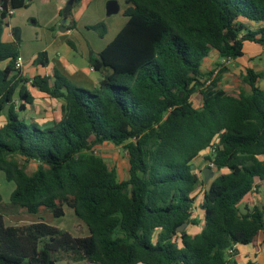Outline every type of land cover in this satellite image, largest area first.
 I'll use <instances>...</instances> for the list:
<instances>
[{
    "label": "trees",
    "instance_id": "16d2710c",
    "mask_svg": "<svg viewBox=\"0 0 264 264\" xmlns=\"http://www.w3.org/2000/svg\"><path fill=\"white\" fill-rule=\"evenodd\" d=\"M32 1L0 0V118L7 111L0 171L15 184L10 205L17 212L49 210L60 218L69 207L90 235L76 237L44 219L9 225L0 212V264H58L61 258L239 264L237 246L257 247L264 234V204L241 208L264 190V73L248 70L251 93L233 94L218 81L207 84L212 73L205 74L202 63L213 51L235 59L246 42L264 45V0H127L124 28L90 55V65L104 74L95 89L74 84L58 69L52 76H20L21 41L5 42L3 33L10 12ZM81 1L70 0L61 13L72 28ZM89 28L106 29L103 23ZM35 63L47 65V53ZM29 84L66 101L61 120L43 127L21 117L35 100ZM196 93L200 107L193 104ZM215 141L217 169L229 172L204 194L202 231L180 232L198 223L193 208L203 181L194 161ZM105 143L128 155L126 179L95 152ZM31 162L39 163L33 173L27 171Z\"/></svg>",
    "mask_w": 264,
    "mask_h": 264
},
{
    "label": "crops",
    "instance_id": "0c3cea01",
    "mask_svg": "<svg viewBox=\"0 0 264 264\" xmlns=\"http://www.w3.org/2000/svg\"><path fill=\"white\" fill-rule=\"evenodd\" d=\"M36 1L37 0H33L30 6L27 8L17 10L19 12V16H16V19H11L10 25L5 28L3 33V40L5 42L21 41L22 49L20 51V56L24 60V65L20 70H18L20 76L30 79L38 75L52 76L53 71L55 69H58L65 77H67L71 82L76 85L88 89L98 88L100 81L104 77V74L100 71L95 70L90 65V55L91 53L98 54L103 51L107 47V45L112 42L113 38L115 39L119 32L124 28L128 21V18L126 17L127 20L123 19V21H115L113 19L110 22L106 21V25L109 27V31H107V33L109 34H106V36L100 40L96 38V36L89 35L92 36L93 41H88V34L82 32V28L86 27L89 30L88 33H92L89 27L103 22L104 15H100L98 19L99 21H97L96 16L84 19V10L81 4L86 0L79 2L73 9V18L75 19L77 25L76 28L71 27V19H64L63 17L62 19L64 20L62 22L59 21L58 24L55 23L59 16H61L63 10L68 7L70 0H43L44 4H40V2H37V5H42L41 8L44 13H42L41 15L39 9L36 15L38 21L34 22V27L28 26L27 22H25V17L28 16L27 14L29 10L23 9H29L30 7H32V4H34ZM118 4L120 8L118 13H121V15L122 13L124 14L126 9L130 6V4L128 3L126 8L122 9L120 3ZM17 11H15V15H17ZM41 16L45 19V22H43L44 28H41L40 25ZM81 22L83 23L81 24ZM54 25H59L60 30L53 32L50 31V28L55 27ZM112 25L114 26L113 36L111 35L113 33L110 32ZM16 28L19 29L16 30ZM34 33L40 34L41 42L36 53H34L35 51H32L30 55H27L24 52L23 46H25L26 44L32 45V43H34V41L31 40L32 37H35L31 36ZM78 33L80 34L81 38L76 37ZM75 38L78 44H76V42L74 41ZM69 41H71L73 45H71ZM41 52L47 53L48 64L45 66L35 63L39 53ZM222 60L223 57H221L218 51H213L207 58L204 59L202 63V71L205 74L212 73L211 78L207 81V84L215 80L218 81V86L220 88L225 89L230 93H251V88L245 83L244 79L246 78L248 70L250 69L254 70L256 73H264V46L257 43L246 42L243 48V55L241 57L233 59L228 65H222ZM259 85L261 88H264V79L259 80ZM28 90L33 95L35 100L32 105H29L27 107L25 112H29L33 106L40 105L37 100L39 96L45 98L48 97L53 101L60 100L51 98L48 94L43 93L39 91V89L31 86V84L28 85ZM34 121L37 122L36 120ZM57 121L54 120L53 124ZM209 152L210 149L203 151L200 156L195 159V166L201 165L202 158ZM208 168L203 167L202 172L197 173L202 179L203 184L195 192L196 201L194 204V218L198 221V223L192 224L187 227V231L190 234L200 233L205 225V213L202 206L204 203V194L208 189L209 184L212 183V181L220 173L229 172V170L226 168L221 169L220 171L213 169L208 170ZM3 202L4 201H2V203L0 202V207L4 206ZM21 216V213L19 214L16 212L6 215V222L9 225H23L30 223L25 221H19L21 219ZM190 227H194L195 232H190ZM252 247L253 246H237L238 254L236 255L235 259L239 262V264H242V255H245L246 253L250 255L248 262L251 261L254 264H261L258 262L257 258H254V255H259L257 254L254 248L252 249Z\"/></svg>",
    "mask_w": 264,
    "mask_h": 264
},
{
    "label": "rangeland",
    "instance_id": "374dc122",
    "mask_svg": "<svg viewBox=\"0 0 264 264\" xmlns=\"http://www.w3.org/2000/svg\"><path fill=\"white\" fill-rule=\"evenodd\" d=\"M112 1H116L120 3L122 9H125L128 4L126 0H86L81 4L84 10V12L82 11L84 15L82 16L84 17V19L96 16L97 21H99L98 19L100 15H104V20L101 23L105 24V27H106L105 30H103V28H100L98 30L90 29L92 33H88L89 32L88 28L86 27L82 28L81 31L84 32L85 34H88L87 36L88 41H93L92 36H89V35L96 36V38L100 40V39H103L106 36V34L107 35L109 34L107 33V31H109V27L106 25L107 23L106 21L110 22L112 19L115 21L117 20L123 21V19L127 20L126 16L123 13L122 15L121 13L113 14L111 16L107 15L108 4ZM37 2H40V4H44L43 0H37L34 4H32V7H30L29 9H23V10H29L27 14L28 16L25 17V22H27V25L31 27H34V22L38 21L37 16H36L37 11L40 9V14L42 15V13H44L41 8L42 5L40 4L37 5ZM16 14L17 15H15L14 13L11 19H16V16H19L18 11L16 12ZM11 19H10V22H11ZM63 20L64 19H62V16H59V18L56 20L55 23L58 24L59 21L62 22ZM43 22H45V19L41 16V20H40L41 28H44ZM82 23L83 22H81V24ZM17 29L19 28H16V30ZM57 30L58 31L60 30L59 25L50 28V31L52 32L57 31ZM102 32L104 33L103 35H101ZM110 32L113 33L111 34L113 36L114 35L113 25L111 26ZM31 36H35L34 38L32 37L31 39L32 41H34V43H32V45L26 44L25 46H23L24 52L27 55H30L32 51H35L34 53H36L38 51L37 49L41 42V36L39 33L38 34L34 33ZM76 37L81 38L79 33L76 35ZM74 41L76 42V44H78L76 38L74 39ZM21 49H22V45H21ZM41 49H44V48H41ZM37 100H38V103L40 104L39 106H33L29 112H23V113L21 112V117L30 124H32V122L36 120L39 125L45 127L46 125L53 124L54 120L59 121L61 118H63V116L66 113L65 112L66 101L64 99L53 101L48 97L45 98V97L39 96ZM192 100H193V104L196 107H200L202 103L201 94L199 93L195 94ZM6 119H7V111H5L2 117L0 118V126L6 123ZM95 152L98 155L102 156L107 161V163L109 164L111 168H115L118 171L121 179L127 178L128 169H129L128 155L126 154V152L121 146H116L112 143H105L101 146L96 147ZM210 156H211V153L209 152L202 158L201 165L195 166L196 173L202 172L203 167H206V168L209 167L210 164L207 158ZM38 166H39V163L31 162L27 164V171L29 173H33L37 170ZM0 188H1V194L4 197V200H3L4 206L0 207V212L5 213L6 215H9L15 212L19 214L21 213L22 216H21V219L19 218L20 219L19 221H25V222H30V223L38 222L41 219H44L50 225L67 230L76 237H85V236L90 235V232L86 224L81 219H79L78 216L75 214L74 210L69 207H65V211H66L65 216L60 217V218L55 217L53 213H51L49 210H44L40 214H29L26 211L17 212L16 209L11 207L10 205V194L15 189V184L7 180L6 175L3 171H0ZM246 203L250 206L264 204V190L260 191L259 193L251 194L247 198L246 202L241 205L242 209L245 208ZM189 230L192 233L195 232L194 227H190ZM240 246H243V245H240ZM253 248L259 255V256L254 255V258H257L259 263L264 264V234L263 233H261L259 236L257 247H252V249ZM249 258H250V255L248 253H246L245 255H242L241 263L247 264ZM58 264H90V263L85 262V261L73 262V261H69L67 259L61 258L59 259Z\"/></svg>",
    "mask_w": 264,
    "mask_h": 264
},
{
    "label": "built area",
    "instance_id": "2783aa9c",
    "mask_svg": "<svg viewBox=\"0 0 264 264\" xmlns=\"http://www.w3.org/2000/svg\"><path fill=\"white\" fill-rule=\"evenodd\" d=\"M10 14H14V11H11L10 12ZM264 46V45H263ZM234 58H232V57H227V58H223V60H222V62H221V64L222 65H228V64H230L231 63V61L233 60ZM23 65H24V60H23V58L21 57V56H19V58L17 59V61H16V69L17 70H20L22 67H23ZM217 146H218V141H215V143L210 147V153H211V160H209V167L211 168V169H213V170H217V166H216V164H215V162H214V155L216 154V150H217ZM193 211L195 212V207L193 208ZM234 253V249H229L228 250V252H227V254L228 255H232Z\"/></svg>",
    "mask_w": 264,
    "mask_h": 264
},
{
    "label": "water",
    "instance_id": "95a60500",
    "mask_svg": "<svg viewBox=\"0 0 264 264\" xmlns=\"http://www.w3.org/2000/svg\"><path fill=\"white\" fill-rule=\"evenodd\" d=\"M120 8H119V4L116 1H112L108 4L107 7V15L111 16L113 14H117L119 12ZM208 170H212L210 167L208 168ZM187 228V224L183 225L179 230L180 232L185 230Z\"/></svg>",
    "mask_w": 264,
    "mask_h": 264
}]
</instances>
